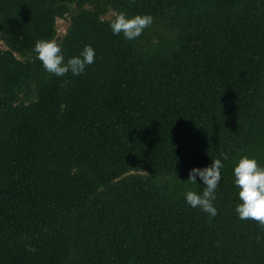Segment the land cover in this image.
<instances>
[{
	"label": "trees",
	"instance_id": "1",
	"mask_svg": "<svg viewBox=\"0 0 264 264\" xmlns=\"http://www.w3.org/2000/svg\"><path fill=\"white\" fill-rule=\"evenodd\" d=\"M114 12L153 23L128 41ZM53 39L95 62L46 73ZM0 44V264H264L232 174L264 167V0H0ZM214 159L210 218L184 194Z\"/></svg>",
	"mask_w": 264,
	"mask_h": 264
},
{
	"label": "clouds",
	"instance_id": "2",
	"mask_svg": "<svg viewBox=\"0 0 264 264\" xmlns=\"http://www.w3.org/2000/svg\"><path fill=\"white\" fill-rule=\"evenodd\" d=\"M153 18L150 15H136L128 18L125 13H113L110 28L113 35H123L125 40L137 39L143 31L150 27ZM33 52L35 59L40 61L45 72L56 77H64L71 73L79 76L84 73L87 66L95 62V51L91 46H85L78 56L67 59L56 40L36 41ZM69 81H63L61 86ZM224 160L228 157L225 154ZM224 167L221 159H214L210 166L189 171L187 182L195 184L197 178L202 181V194L195 191H187L184 194L186 203L192 208H199L207 213L210 218L215 217L217 209L213 206L215 191L221 180V169ZM234 186L239 189L240 203L235 212L241 220H251L264 230V167H261L255 159L242 156L233 168Z\"/></svg>",
	"mask_w": 264,
	"mask_h": 264
},
{
	"label": "rangeland",
	"instance_id": "3",
	"mask_svg": "<svg viewBox=\"0 0 264 264\" xmlns=\"http://www.w3.org/2000/svg\"><path fill=\"white\" fill-rule=\"evenodd\" d=\"M106 17L109 18L110 14L105 16V18ZM65 27H66V21L64 20L55 21V38H59L63 35ZM0 47H2L1 44H0Z\"/></svg>",
	"mask_w": 264,
	"mask_h": 264
}]
</instances>
